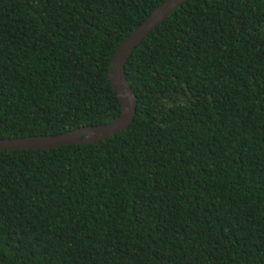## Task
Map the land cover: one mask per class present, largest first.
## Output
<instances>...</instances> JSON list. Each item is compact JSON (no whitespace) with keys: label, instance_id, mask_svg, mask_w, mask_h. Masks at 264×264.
<instances>
[{"label":"trees","instance_id":"1","mask_svg":"<svg viewBox=\"0 0 264 264\" xmlns=\"http://www.w3.org/2000/svg\"><path fill=\"white\" fill-rule=\"evenodd\" d=\"M163 1L0 0V138L118 116ZM124 76L126 129L0 151V264H264V0L185 1Z\"/></svg>","mask_w":264,"mask_h":264},{"label":"water","instance_id":"2","mask_svg":"<svg viewBox=\"0 0 264 264\" xmlns=\"http://www.w3.org/2000/svg\"><path fill=\"white\" fill-rule=\"evenodd\" d=\"M187 0H164L116 48L110 63L108 78L120 100V112L106 124L86 126L54 135H31L0 138V151L40 150L70 144L96 142L122 131L132 122L136 98L124 76V66L135 47L178 6Z\"/></svg>","mask_w":264,"mask_h":264}]
</instances>
